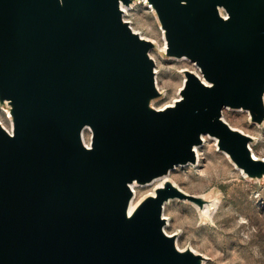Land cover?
<instances>
[{"label": "water", "instance_id": "obj_1", "mask_svg": "<svg viewBox=\"0 0 264 264\" xmlns=\"http://www.w3.org/2000/svg\"><path fill=\"white\" fill-rule=\"evenodd\" d=\"M138 1L0 0V264H204L165 231L163 207L184 200L207 217L216 199L169 171L195 164L208 135L264 179L253 137L221 115L264 123V0H145L163 55L198 70H181L163 108L155 42L124 18ZM157 180L130 209L134 186Z\"/></svg>", "mask_w": 264, "mask_h": 264}, {"label": "rangeland", "instance_id": "obj_2", "mask_svg": "<svg viewBox=\"0 0 264 264\" xmlns=\"http://www.w3.org/2000/svg\"><path fill=\"white\" fill-rule=\"evenodd\" d=\"M124 18L140 35L155 42L151 56L155 61V82L163 94L153 105L159 108L171 103L178 97L182 85L181 70L198 72L196 66L187 59L163 55L162 30L145 0L126 8ZM221 115L230 126L253 137L249 144L253 153L264 158V123L250 122L248 113L243 110L223 108ZM0 121L9 129L2 109ZM203 137L201 145L196 147V163L175 166L167 178L189 194L214 197L216 205L212 215L203 217L192 203L174 199L163 207V216L167 218L165 230L169 234L177 232L179 248L189 246L204 255L207 258L204 264H264V179L245 177L217 150L214 138ZM160 182L135 185V201L152 192Z\"/></svg>", "mask_w": 264, "mask_h": 264}, {"label": "bare ground", "instance_id": "obj_3", "mask_svg": "<svg viewBox=\"0 0 264 264\" xmlns=\"http://www.w3.org/2000/svg\"><path fill=\"white\" fill-rule=\"evenodd\" d=\"M163 49V48H162ZM177 99V98H176ZM176 99H174V100H176ZM173 100V101H174ZM173 101L171 102V103H169V104H165V105H163V106H161V107H159V108H163V107H165V106H167V105H171L172 103H173ZM158 108V107H157ZM202 138H204V137H202ZM205 140V139H204ZM195 152H196V156H197V158H198V153H197V148H195ZM224 155L225 156H227L225 153H224ZM133 191H134V197H133V199L131 200V202H130V209L136 204V201H135V190H134V188H133ZM205 212H207V210H205ZM212 215V214H211ZM211 217V216H210ZM166 231V230H165ZM169 234V233H168ZM171 234H173V233H171Z\"/></svg>", "mask_w": 264, "mask_h": 264}, {"label": "built area", "instance_id": "obj_4", "mask_svg": "<svg viewBox=\"0 0 264 264\" xmlns=\"http://www.w3.org/2000/svg\"><path fill=\"white\" fill-rule=\"evenodd\" d=\"M4 111V110H3ZM5 112V111H4ZM6 114V113H5ZM6 117H7V115H6Z\"/></svg>", "mask_w": 264, "mask_h": 264}]
</instances>
